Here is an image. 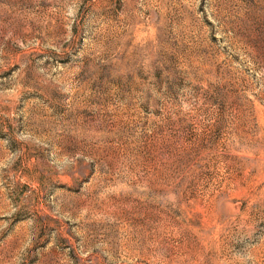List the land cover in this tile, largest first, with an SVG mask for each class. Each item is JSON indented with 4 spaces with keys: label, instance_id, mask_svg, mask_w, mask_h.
Returning <instances> with one entry per match:
<instances>
[{
    "label": "rangeland",
    "instance_id": "rangeland-1",
    "mask_svg": "<svg viewBox=\"0 0 264 264\" xmlns=\"http://www.w3.org/2000/svg\"><path fill=\"white\" fill-rule=\"evenodd\" d=\"M0 264H264V0H0Z\"/></svg>",
    "mask_w": 264,
    "mask_h": 264
}]
</instances>
